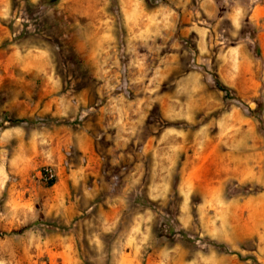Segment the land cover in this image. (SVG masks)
<instances>
[{
    "label": "rangeland",
    "instance_id": "374dc122",
    "mask_svg": "<svg viewBox=\"0 0 264 264\" xmlns=\"http://www.w3.org/2000/svg\"><path fill=\"white\" fill-rule=\"evenodd\" d=\"M0 264H264V0H0Z\"/></svg>",
    "mask_w": 264,
    "mask_h": 264
},
{
    "label": "trees",
    "instance_id": "16d2710c",
    "mask_svg": "<svg viewBox=\"0 0 264 264\" xmlns=\"http://www.w3.org/2000/svg\"><path fill=\"white\" fill-rule=\"evenodd\" d=\"M217 83H218V85H220L218 81H217ZM218 85H217V86H218ZM54 181H55V179H54V178H51V180H50V184H53Z\"/></svg>",
    "mask_w": 264,
    "mask_h": 264
}]
</instances>
